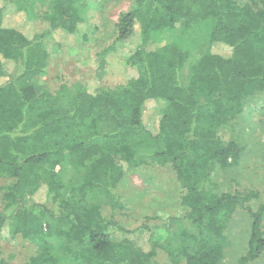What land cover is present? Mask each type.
Masks as SVG:
<instances>
[{"label": "trees", "instance_id": "obj_1", "mask_svg": "<svg viewBox=\"0 0 264 264\" xmlns=\"http://www.w3.org/2000/svg\"><path fill=\"white\" fill-rule=\"evenodd\" d=\"M85 2L91 0H53L49 28L34 33L6 22L10 11L30 22L27 0H0V180L9 182L0 187V236L9 228L13 236L44 243L50 233L43 218L50 211L64 228L60 235L74 250L72 257L84 264H151L161 246L153 234L146 246L127 237L148 227L131 231L117 221L116 212L125 209L118 188L131 173L169 168L177 177L184 219L199 234L197 243L191 235L193 250L165 249L172 264H220L227 225L251 200L218 189L217 170L238 165L244 152L238 140L227 141L220 132L249 97L264 92V0H136L99 61L138 37L128 48V64L137 75L112 89L87 85L65 106L59 96L41 91L38 81L60 51L50 50L54 38L77 34ZM165 30L186 35L192 47L177 40L151 48L152 37ZM198 31L205 34L199 53ZM156 103L164 107L148 127L145 112ZM67 160L86 173L64 198L56 169ZM42 188L46 202L22 208ZM262 224L260 209L252 214L248 252L240 264L264 258ZM0 264H9L1 253ZM27 264L60 262L45 248Z\"/></svg>", "mask_w": 264, "mask_h": 264}, {"label": "rangeland", "instance_id": "obj_2", "mask_svg": "<svg viewBox=\"0 0 264 264\" xmlns=\"http://www.w3.org/2000/svg\"><path fill=\"white\" fill-rule=\"evenodd\" d=\"M136 0H91L80 5V23L77 34L65 36L59 34L50 43V50L55 52L48 66L38 81L41 91L59 96L61 102L70 105L75 95L85 86L91 85V90L97 87L112 89L125 84L137 75V70L128 64V48L138 44V37L133 43L123 49L109 52L104 63H100L99 55L115 40L116 25L123 14L128 13ZM29 10L28 22L23 15L10 11L6 22L13 26H26L31 32L40 33L50 24L47 20L53 6V0H27ZM25 20H24V19ZM186 35L165 30L153 36L150 45L155 49L163 43L179 41L186 48L192 47V41H186ZM200 36V37H199ZM197 53L205 47V34L196 33ZM130 46V47H129ZM182 80L186 81L189 68L183 70ZM164 107L163 103L152 104L145 112V123L153 127ZM220 135L227 141L238 140L244 147V152L238 165L229 169H219L215 174L218 189L222 193L240 192L249 195L251 200L241 206L231 218L225 231V256L220 264H240L248 252V242L251 234L252 214L263 210L262 230L264 232V92L249 97L241 114ZM56 172L64 183L62 196L69 198L73 189L80 186L85 178V169H75L69 161H65ZM9 182L0 180V187ZM14 183V181H11ZM120 202L125 209L118 210L116 218L119 223L134 231L142 225L148 227V232H132L127 235L133 241L147 245L150 234L161 246L151 264H172L166 252L170 247L183 252L191 249L194 236L199 240V234L185 221V210L180 206V188L177 177L169 168H152L144 173H131L119 185ZM2 193L0 192V204ZM47 191L42 188L35 197L23 200L22 208H33L34 204L45 203ZM80 198H78L79 200ZM111 208L105 207V215L112 217ZM175 218V222L171 221ZM170 218V219H169ZM50 235L44 243L32 242L21 236L10 234L5 228L0 236V253L2 259L9 264H27L30 258L40 255L45 248H52L59 258L60 264H84L82 258L72 257L74 250L66 243V237L60 235L63 227L53 219L50 211L43 218ZM61 230V231H60ZM142 230V229H141ZM142 233V234H140ZM194 234L193 237L191 235ZM81 247L84 244H80ZM80 246H73L75 251ZM253 264H264V258Z\"/></svg>", "mask_w": 264, "mask_h": 264}]
</instances>
